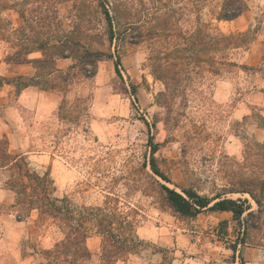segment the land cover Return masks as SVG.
I'll return each instance as SVG.
<instances>
[{
    "label": "rangeland",
    "instance_id": "rangeland-1",
    "mask_svg": "<svg viewBox=\"0 0 264 264\" xmlns=\"http://www.w3.org/2000/svg\"><path fill=\"white\" fill-rule=\"evenodd\" d=\"M223 1H106L121 5L127 21L140 23L145 31L159 8V15L171 17L184 31L211 24L217 38L248 31L254 37L248 48L232 49L227 56L240 68L221 66L224 56L216 44L208 64L186 61L188 65L181 66L182 57L190 56L188 50L172 56L179 86L171 103L164 102L165 84L153 74V43L148 37L140 44L130 36L113 46L90 44L121 57V77L114 57L100 61L92 79L77 75L66 91L29 87L52 94L51 111L25 106L20 99L23 91L19 93L15 85L0 88V141H7L9 152L25 157L39 174L49 173L56 197L99 206L110 195L124 209L140 212L136 230L145 245L119 264H264V211L258 212L249 194L231 193L248 185L258 191L264 205V0H245L248 10L241 17L220 22L216 17ZM41 2L0 0V5L15 8L1 15L12 23L8 29L14 37L24 25L20 13L31 9L35 13L29 20L42 17ZM76 5L83 7L92 34L109 29L105 16L96 13V0H63L58 11L68 17ZM137 28L131 26L129 35ZM10 52L0 42V77L24 76L5 62ZM59 63L63 71L73 65L71 59ZM154 146L158 150L153 155ZM153 157L168 181L151 170ZM9 176V169H0V264H41L36 249L51 248L59 236L40 225L35 213L18 220L11 208L14 194L6 188ZM163 186L179 192L194 189L211 199L246 201L251 209L244 218L251 211L256 214L248 219L247 231L230 212L183 217L167 202ZM88 246L95 255L93 264H99L101 239L91 238Z\"/></svg>",
    "mask_w": 264,
    "mask_h": 264
},
{
    "label": "trees",
    "instance_id": "trees-1",
    "mask_svg": "<svg viewBox=\"0 0 264 264\" xmlns=\"http://www.w3.org/2000/svg\"><path fill=\"white\" fill-rule=\"evenodd\" d=\"M41 1V18L32 15V19L29 20L28 16L35 13V10L31 9L20 13L24 25L19 29L18 37H14L8 29L12 23L1 18L4 11L15 12V8L0 5V42L8 45L11 51L7 54L5 62L8 65L32 64L36 71L32 77L18 76L13 79L0 77V88L4 85H15L19 93L29 87H37L42 91H66L70 81L77 75L92 79L97 75L98 63L114 57L118 75L121 77L119 73L121 57L93 49L90 44L97 43L102 46L107 42L113 46L117 40L121 41L128 36L134 43L140 44L148 37L153 43L150 55L153 74L165 84L166 91L161 94L164 102L171 103L177 90L176 86H179V80L174 78L172 71V61L176 53L185 54L187 50L190 52L189 57H186V54L182 57L181 66L188 65L186 61L197 62L198 65L208 64L216 44L218 51L224 56V61L220 65L240 68L237 63L228 62L227 56L232 49L248 48L254 42L250 31L214 37L211 34V24L197 25L184 31L171 17L159 15V8L156 10L153 23L145 31L140 23L127 21L126 9L119 4L106 3L107 0H96V13L105 16L109 29L105 33L92 34L85 25L83 7L76 5L74 13L62 17L58 11V4L63 0ZM247 10L248 4L245 0H224L216 19L220 22H231L241 17ZM171 12L176 13L174 10ZM38 24L39 30L36 29ZM115 26L122 27L124 31L119 33ZM131 26L138 27L137 33L129 35L128 30ZM179 40H183L182 45ZM34 54L41 56L32 59L31 56ZM202 56L205 57L203 61ZM66 59H71L73 65L67 71H63L57 67V62ZM243 68L249 69L246 66ZM7 144V141H0V169L10 170L6 188L14 194V204L11 208L16 211L20 221L35 213L40 225L54 229L59 236L51 248L46 250L35 248L41 264H93L95 255L89 248L88 241L95 236L101 239L99 264L126 263L145 245L137 235L138 218L141 216L138 210L124 209L120 206V200L110 195H107L99 206L80 205L69 197H56V189L50 174H39L30 167L25 157L12 155ZM157 150L158 147L154 146L152 154L154 155ZM150 167L155 175L168 181L156 166L154 157ZM163 189L167 202L183 217L195 218L204 211L230 212L234 220L240 225L244 224L247 231L248 219L256 214L251 211L247 218H244L251 209L250 206H246V201L220 200L219 196L211 199L200 195L194 189H183L182 192L166 186H163ZM231 193L249 194L259 206L258 212L261 214L264 211L263 200L259 198L258 191L248 185L233 189ZM240 242L244 243L241 239ZM237 248V245H234L233 250L236 251Z\"/></svg>",
    "mask_w": 264,
    "mask_h": 264
},
{
    "label": "crops",
    "instance_id": "crops-1",
    "mask_svg": "<svg viewBox=\"0 0 264 264\" xmlns=\"http://www.w3.org/2000/svg\"><path fill=\"white\" fill-rule=\"evenodd\" d=\"M34 58H38L41 55L40 54H35ZM69 59L66 60H59L57 65L59 66L60 63L62 61H68ZM66 66V65H65ZM10 68H12L14 71H22V74H24V76H33L35 74V69L33 67L32 64H18V65H9ZM61 69L64 68L60 67ZM21 74V73H20ZM20 99L22 100L23 104L25 106H33V107H37L39 112L44 111V110H53L55 109V105L51 102H55L53 100V96L52 94H48L46 92H35L34 88H26L23 90ZM45 99V100H43ZM225 213V212H223Z\"/></svg>",
    "mask_w": 264,
    "mask_h": 264
}]
</instances>
